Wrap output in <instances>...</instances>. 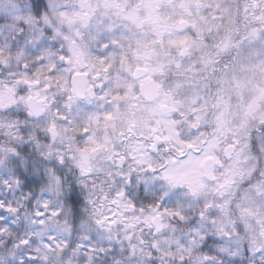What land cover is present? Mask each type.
I'll return each instance as SVG.
<instances>
[{
    "label": "clouds",
    "instance_id": "9594fccd",
    "mask_svg": "<svg viewBox=\"0 0 264 264\" xmlns=\"http://www.w3.org/2000/svg\"><path fill=\"white\" fill-rule=\"evenodd\" d=\"M0 264H264V0H0Z\"/></svg>",
    "mask_w": 264,
    "mask_h": 264
}]
</instances>
